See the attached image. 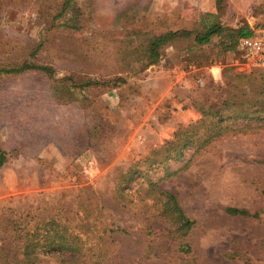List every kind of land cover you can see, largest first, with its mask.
I'll use <instances>...</instances> for the list:
<instances>
[{
	"label": "rangeland",
	"instance_id": "1",
	"mask_svg": "<svg viewBox=\"0 0 264 264\" xmlns=\"http://www.w3.org/2000/svg\"><path fill=\"white\" fill-rule=\"evenodd\" d=\"M62 1L0 0V66L54 71L0 76V225L49 215L126 229L98 264H264V121L227 118L200 148L172 152L209 106L237 102L221 111L234 115L253 99L249 86L264 70L236 67L225 46L234 30L264 23V0H74L60 13ZM213 23L223 32L197 44L194 33ZM169 31L192 35L162 45L151 62L150 41ZM230 73L246 76L228 84ZM160 153L163 162L149 165ZM137 161L194 221L180 241L161 235L157 206L143 200L157 190L142 176L125 189L130 202L114 200Z\"/></svg>",
	"mask_w": 264,
	"mask_h": 264
},
{
	"label": "trees",
	"instance_id": "2",
	"mask_svg": "<svg viewBox=\"0 0 264 264\" xmlns=\"http://www.w3.org/2000/svg\"><path fill=\"white\" fill-rule=\"evenodd\" d=\"M74 0H63L60 13H64L69 8ZM223 32V27L220 24L213 23L207 26L203 32H196L193 35V40L197 44H206L211 41V37L219 35ZM251 28L248 26L240 27L229 34V42L225 49L232 51L235 49L238 39L242 36L249 35ZM192 35L187 31H169L155 35L149 43V58L154 62L159 55V48L176 37H188ZM28 70H36L46 74L52 78L53 69L51 66L37 63L22 62L16 66H0V76L21 74ZM228 84L240 77L246 75L239 73H230ZM252 78L251 76H247ZM254 81V80H253ZM264 76H261L258 85L251 83L249 86L253 99L238 103V109H243L240 112L226 114L224 116L221 111H229L230 107L237 104H230L227 100H222L220 106L215 104L209 106L203 113V119L195 124L189 125L182 132L185 139L174 144L172 152L178 154L182 149L188 147L200 148L211 140L213 137L220 134L219 131H214L213 126L222 129L221 124L227 118L242 117L249 119L256 116L260 121H264ZM245 106V107H244ZM244 107V108H242ZM239 118V117H238ZM216 120V121H214ZM209 124L210 128H204V124ZM200 124L199 126H197ZM202 126V130H201ZM181 132V133H182ZM168 143V142H167ZM166 143V144H167ZM165 144V145H166ZM167 146H171L169 143ZM166 148L163 152L166 153ZM162 154L150 156L147 161L152 165L154 162H163L160 158ZM165 158V156H164ZM6 160L5 153L0 151V165ZM147 162V163H148ZM138 161L132 164L124 173H122L116 183L114 200L117 202H130L131 197L126 194L125 189H130L131 184L137 183L139 177L145 178L146 189L152 193L151 188L157 190L156 195L146 194L143 200H151L153 206H157V217L163 220L164 228H161V235L169 241H180L193 227L194 221L191 220L182 211L175 196L167 191H163L156 187V182L152 181L148 174H144L145 167H139ZM171 174V173H168ZM167 174V175H168ZM97 203V202H95ZM102 208L97 205V217H101ZM226 212L230 215L249 216L246 209L228 206ZM155 218V217H153ZM152 218V219H153ZM154 220V219H153ZM97 222L93 219L82 225H71L62 222L59 217L55 216H32L26 218L19 217L10 220L5 225H0V264H39L41 258L49 256L52 259L60 260L71 264H98L105 261L115 249V241L113 236L118 233H127L126 229L117 224ZM152 222V221H151ZM180 246H187L181 242Z\"/></svg>",
	"mask_w": 264,
	"mask_h": 264
},
{
	"label": "built area",
	"instance_id": "3",
	"mask_svg": "<svg viewBox=\"0 0 264 264\" xmlns=\"http://www.w3.org/2000/svg\"><path fill=\"white\" fill-rule=\"evenodd\" d=\"M234 51L236 67L264 70V23L251 27L249 35L240 37Z\"/></svg>",
	"mask_w": 264,
	"mask_h": 264
}]
</instances>
